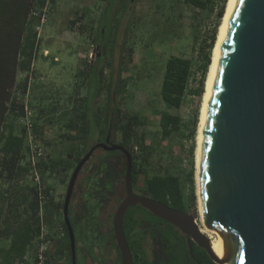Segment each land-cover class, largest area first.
<instances>
[{
  "label": "trees",
  "instance_id": "obj_1",
  "mask_svg": "<svg viewBox=\"0 0 264 264\" xmlns=\"http://www.w3.org/2000/svg\"><path fill=\"white\" fill-rule=\"evenodd\" d=\"M98 1L107 4V9L103 13L109 14L106 20L101 22H97L96 18L87 20L88 17H91V11L87 9L82 13L78 11L77 18L73 19L70 24V28H72L79 22L80 34L86 37V41L88 40L92 47L101 48L98 66H90L86 59L84 69L76 74L77 80L79 77L84 78L77 85L86 86V96H81V93H79V97L72 95L70 98L72 108L64 111L60 118L63 128L66 129V132L61 135L62 140L65 141L59 150L55 147L52 148V154L45 155L38 163L42 184L46 186L45 192L48 197L45 204V220L52 234L51 224L54 222L55 210L52 211L51 206L56 208L57 205L55 196L49 195L50 192H54V188L53 185H47L46 177L64 175L63 182L69 184L75 168L90 151L91 146L97 142H105L108 135L112 142L121 145L132 155V179L137 194L147 195L174 210L188 214L191 209H194V213L197 215L195 171L192 169L186 175L185 181L181 176L171 173L170 168L164 169L161 174L152 173L154 153L147 150V135L140 133V130L147 125V120L138 114L126 112L117 100L126 94L128 80L122 77V73L127 66L133 63L134 57V50L126 40L130 24L125 28L124 40L119 46L118 35L121 29V20L126 15L129 6H135L139 0L134 2L131 0ZM178 1L210 13H213L218 6L213 0ZM227 2L228 0H221L217 23L209 43L207 44L206 41L204 43L205 52L202 64L198 66L201 79L198 82V88L191 91L192 94L200 98L205 92L212 52ZM54 4H56V0H54ZM45 5L46 0H0V178L3 176L9 180L20 177L27 178L30 172L28 156L30 149L26 131L18 122L19 118L24 116V96L28 78L17 84V77L19 73H27L32 67H35L43 52V39L36 29L40 24V17L35 14H38ZM194 67L195 62L190 59L174 55L168 58L161 84V97L166 104L176 109L183 106L189 92L190 81L194 76ZM107 70H109V75H106ZM35 73L34 70V75ZM15 88L16 91H14ZM31 96L33 95L31 94ZM29 106L32 110L31 97ZM40 117L34 122V134L38 141H42L44 147H49L51 143L44 137L45 125L38 123ZM52 118H48L50 124L58 121ZM196 125L197 122H194L187 135L188 139L193 141L196 138ZM184 127V121L178 115L170 113L161 115L160 128L164 141L180 134ZM90 141L92 142L89 143ZM194 151L193 146L192 156ZM100 152L97 168L92 174L85 177V185L78 187L87 196V200L82 203L81 208L74 215L76 223L71 219L77 244L78 234L75 226H80L83 221L88 226L92 221L93 225L96 220L94 217L96 210L106 209L114 200L118 199V195L125 189L126 159L124 154L119 151L101 150ZM94 158L95 153L89 162ZM140 184H142L141 188H139ZM186 184L191 187L189 196L186 194ZM33 189L35 194L33 214L35 228L29 239L23 242L24 245L33 238H37L41 231L38 216L40 196L38 189L36 187ZM88 200H94L95 204L89 206ZM63 209L64 202L60 208L62 214ZM71 214L70 205V216ZM62 225L64 236L56 241L54 258L66 255L69 264H71V240L64 219ZM142 227L143 229H141ZM124 233L132 252L133 264H216L207 252L195 243H192L195 257L193 259L186 236L179 229L156 217L140 205L128 210L124 220ZM54 241L55 239H53V244ZM148 242L149 251L145 248ZM114 248L118 252L120 262L121 255L115 241Z\"/></svg>",
  "mask_w": 264,
  "mask_h": 264
},
{
  "label": "water",
  "instance_id": "obj_2",
  "mask_svg": "<svg viewBox=\"0 0 264 264\" xmlns=\"http://www.w3.org/2000/svg\"><path fill=\"white\" fill-rule=\"evenodd\" d=\"M97 57L98 66L100 47ZM97 149L119 151L126 159V197L113 218L121 264H133L124 220L128 210L138 205L179 229L186 236L193 259L195 243L216 264H264V0L236 2L221 49L204 132L197 197L205 226L221 237V259L194 216L135 192L132 155L117 143L109 144L108 138L90 149L67 187L63 216L73 264H77V243L70 205L77 181Z\"/></svg>",
  "mask_w": 264,
  "mask_h": 264
},
{
  "label": "rangeland",
  "instance_id": "obj_3",
  "mask_svg": "<svg viewBox=\"0 0 264 264\" xmlns=\"http://www.w3.org/2000/svg\"><path fill=\"white\" fill-rule=\"evenodd\" d=\"M213 1L218 6H216L213 13H210L209 11H201L190 7L178 0H139L135 6H129L126 15L121 20V29L118 35L120 46V43L124 40L123 36L125 28L130 24L129 34L126 40L134 50V57L133 63L127 66L122 73V77L128 80V87L126 94L117 99L118 103L122 104V107L126 112L130 114H138L143 119L147 120V125L140 130V133L147 135V150L154 153L152 158V173L161 174L164 169L170 168L171 173L181 176L182 180L185 181L186 175L193 169L195 171L196 197L197 185L195 156L197 144L196 138L195 141H193L188 139L187 135L193 127L194 122H197V128L199 124L203 97L200 98L195 96L191 91L198 88V82L201 79V73L198 70V66L202 64L205 52L204 43L205 41L207 44L209 43L210 36L217 23V13L221 0ZM87 9L91 11V17H88L87 20L96 18L97 22H101L102 20H106V17L109 15L103 14L107 9V4L98 0H56V4H53L51 8L49 24L44 28L42 34V48L48 47L52 52H54L55 49L60 51L59 56L61 62L52 67L49 75L53 86L58 87L60 85L62 91L59 93L57 91L53 92L49 89L50 94H47V97H51L58 93V98L62 96V99H66L68 93H72L75 84L77 85L81 79H84L83 77H79L77 80L75 75L84 69L86 59L90 66H97V47H92L90 42L88 40L86 41V37L80 34L78 28L80 23L78 22L76 26L70 28L71 21L77 18L76 13L78 11L82 13ZM129 20H131V22H129ZM119 46L118 49L120 48ZM86 53H88V55H86ZM173 55L190 59L195 62L194 76L190 81L189 92L186 96L185 103L180 109H176L166 104L161 97V84L163 81L165 65L168 58ZM41 57L45 58V56L40 54L35 64V72L36 67L37 69H40L41 66L45 64L43 63V60L40 59ZM109 74V70H107L106 75ZM35 82H38L36 74L34 75L32 89L33 96ZM84 91H87V88L80 93H87ZM33 96H31V101ZM58 100L60 101V98ZM96 102L98 103V99ZM62 105L63 108L66 107L65 104L62 103ZM32 110V119L35 122L39 117V114L33 107ZM163 113L178 115L183 119L185 124V127L180 134H176L173 138L166 141L162 139L160 128V118ZM59 116L62 117V114ZM58 126L59 124H56L54 127L51 126V128H49L48 138L54 139L57 137L58 132H60ZM193 146L195 151L192 156L191 151ZM44 150L45 155H47V147H44ZM100 151L101 150H98L93 161H91L82 171L77 182V188L75 189V200L79 196L84 197L85 201L87 200V196L81 192L78 187L84 186L85 177L92 174L95 171V168H97L101 156ZM30 183L32 187H35L32 181H30ZM186 185V194L189 196L191 193V187L189 184ZM141 186L142 184L139 185V188H141ZM44 187L46 188V186ZM53 193V196H56L55 190ZM125 197L126 191L124 189L117 197L119 200H114V202L107 206L105 210L100 211V213L98 212V217L103 221L104 219H112L120 202H122ZM88 201L89 206H92L95 203L94 200ZM198 206L199 203L197 197V215L194 213V209H191L189 214L196 218L202 229ZM78 229L79 225H76L75 230ZM141 229H143V227ZM92 232H94V230L91 229L89 233H91V243L93 246L90 251L93 255L92 257H95L96 253L93 250V247L97 240H95V234ZM148 244L146 246L147 249Z\"/></svg>",
  "mask_w": 264,
  "mask_h": 264
},
{
  "label": "crops",
  "instance_id": "obj_4",
  "mask_svg": "<svg viewBox=\"0 0 264 264\" xmlns=\"http://www.w3.org/2000/svg\"><path fill=\"white\" fill-rule=\"evenodd\" d=\"M53 32V31H51ZM50 34V33H49ZM56 35V34H55ZM58 35V34H57ZM44 50H48L50 55L48 57H41L44 65L41 68L37 69L36 67V79L38 82H35L34 96L32 98V104L35 111H38L39 117L41 118L38 123L40 125H45L44 137L51 143V146H47V155L52 154V148L54 147L59 150L64 139L62 140L61 135L66 132V129L63 128V122L60 119L61 114L64 113L68 108H72V103L70 98L72 95L79 97V93L86 88V86H75L73 87L72 93H68L66 99L60 98L58 100V93L47 97V94H50L51 89L53 92L61 93L62 89L60 85L54 87L51 83L50 73L52 67L55 64L61 62L58 49H55L52 52L48 47H43ZM88 55V53H86ZM52 60V62H51ZM26 73H19L17 77V84H20L25 78ZM76 77V75H75ZM75 80V78H74ZM54 88V89H53ZM77 88V89H76ZM86 92V91H84ZM58 95V96H57ZM81 96H86L81 94ZM58 100V103H57ZM63 104L66 105L63 108ZM57 107V109H55ZM56 119L54 124L48 122V118ZM59 124V130L57 137L54 139L48 138L49 128ZM62 124V125H61ZM90 141L89 143H91ZM58 180H57V179ZM64 175L61 177L56 176H47L46 183L47 185H53V188L56 192L55 203L58 207L54 208L51 206V210H55L54 222L51 224L53 228L54 235V244L51 247L49 255V264H69V259L65 256L54 258V253L56 249V241L61 239L64 236L63 233V219L64 216L60 210L61 204L65 200L68 184L63 182ZM77 188V187H76ZM34 189L28 179V177H20L18 179L9 180L5 176L0 178V264H32L35 258L36 251V241L37 238H33L28 244L24 245V241L29 239V236L32 235V230H34L35 217L34 214V200L35 194L33 193ZM7 198V199H6ZM75 195L71 203V219L74 218L75 213H77L79 206L85 201L84 197H78L75 200ZM94 205V204H93ZM74 220V219H73ZM76 223V222H75ZM78 234V245H77V258H80L79 247H82V250L85 248L83 245V237L81 235V227L76 230ZM30 233V234H29ZM13 247V248H12ZM25 247V249H24ZM85 250V249H84ZM83 254V253H82ZM93 264H98V258L92 257Z\"/></svg>",
  "mask_w": 264,
  "mask_h": 264
},
{
  "label": "built area",
  "instance_id": "obj_5",
  "mask_svg": "<svg viewBox=\"0 0 264 264\" xmlns=\"http://www.w3.org/2000/svg\"><path fill=\"white\" fill-rule=\"evenodd\" d=\"M53 4L54 0H46V5L40 10V12H38V14H35L37 17H40V24L36 29L39 33V36L41 37L44 32V28L49 24L50 11ZM42 54L45 57H48L50 55L48 50L43 51ZM34 70L35 67H32V69L27 72L28 84L26 87V94L24 96V116L20 117L18 122L26 131V137L30 149L28 155L30 161V172L28 175V179L32 181L35 187L38 189L40 196L38 216L40 218L41 231L37 237L35 258L32 264H48L51 246L55 237L53 236L50 227L45 220V204L48 197L46 196V188L42 184V180L38 170V163L45 156V150L41 141H38L36 135L34 134V121L32 119L33 113L29 106V100L32 94L34 83ZM14 91H16V88L14 89ZM49 195L53 196L54 193L50 192Z\"/></svg>",
  "mask_w": 264,
  "mask_h": 264
},
{
  "label": "bare ground",
  "instance_id": "obj_6",
  "mask_svg": "<svg viewBox=\"0 0 264 264\" xmlns=\"http://www.w3.org/2000/svg\"><path fill=\"white\" fill-rule=\"evenodd\" d=\"M237 0H228L227 3V8H226V13L223 18L222 24L219 28V33L217 36V42L216 45L213 49V54H212V62L209 67L208 71V76H207V81H206V87H205V92L203 94V99H202V105L200 109V116H199V124L197 128V136H196V185H197V191L199 194V177H200V165H201V157H202V146H203V141H204V132H205V126L207 122V117H208V111H209V105L211 101V96H212V89L217 73V68H218V62L220 59V54H221V49L223 45V41L225 39L228 26L230 23V19L232 17L235 5H236ZM200 208V206H198ZM200 213V223L202 224V233L204 235H207V237L210 239L212 242V249L215 253V255L218 257V259L222 258V240L219 234H217L215 231L209 230L205 224H204V219L202 218L201 215V210L199 209Z\"/></svg>",
  "mask_w": 264,
  "mask_h": 264
},
{
  "label": "flooded vegetation",
  "instance_id": "obj_7",
  "mask_svg": "<svg viewBox=\"0 0 264 264\" xmlns=\"http://www.w3.org/2000/svg\"><path fill=\"white\" fill-rule=\"evenodd\" d=\"M108 138H109V144L114 143L110 140V138H111L110 135H108L107 139ZM107 139L105 140V142H97V143L93 144L91 146V148L94 147L95 145H97L98 143H106ZM98 150H103V149H97L94 152L95 155L98 152ZM79 208H81V206H79ZM103 210H105V209H103ZM100 211H102V210H99V211H98V209L96 210L95 215H94L96 220L94 219L95 221H94L93 225L91 224L92 221L90 222V226H88V224L86 225V223L84 221L80 225L81 234H82V237L84 238L83 239V241H84L83 245H85V248H84L85 250L84 249L82 250L81 246L79 247L81 252H79L80 258L79 259L77 258V264H93L92 262H90V260L92 261V256H93L91 251H90L92 246H93L91 243V241H92L91 233H89V231L91 229L94 230V232H92V233L95 234L94 237H95V240H97L94 247H93V250L96 253L95 257L98 258V264H121V261L119 262V260H118V252L114 248L115 238H114V232H113V218H114L115 214L113 215L112 219H108V220L104 219V221H103L97 215V213L98 212L100 213ZM74 221H75V219H74ZM113 238H114V240H113ZM147 244L145 245V248H146ZM147 250L148 251L150 250L149 244H148ZM71 264H73L72 259H71Z\"/></svg>",
  "mask_w": 264,
  "mask_h": 264
},
{
  "label": "clouds",
  "instance_id": "obj_8",
  "mask_svg": "<svg viewBox=\"0 0 264 264\" xmlns=\"http://www.w3.org/2000/svg\"><path fill=\"white\" fill-rule=\"evenodd\" d=\"M42 55H43V54H42ZM25 78H27V73H26V75H25ZM25 78H24V79H25Z\"/></svg>",
  "mask_w": 264,
  "mask_h": 264
}]
</instances>
